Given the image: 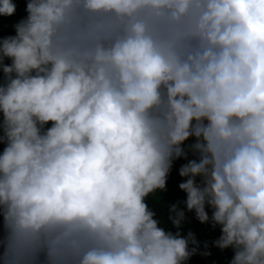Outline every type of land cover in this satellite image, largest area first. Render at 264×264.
I'll return each mask as SVG.
<instances>
[{"label": "clouds", "instance_id": "1", "mask_svg": "<svg viewBox=\"0 0 264 264\" xmlns=\"http://www.w3.org/2000/svg\"><path fill=\"white\" fill-rule=\"evenodd\" d=\"M24 13L0 35V264H264V0Z\"/></svg>", "mask_w": 264, "mask_h": 264}, {"label": "trees", "instance_id": "2", "mask_svg": "<svg viewBox=\"0 0 264 264\" xmlns=\"http://www.w3.org/2000/svg\"><path fill=\"white\" fill-rule=\"evenodd\" d=\"M15 2L18 5L17 13L14 16L11 17H0V35L13 33V29L11 28V25L18 20L21 16L25 15L24 13V3L25 0H15ZM0 148H2V145H0ZM180 162H177V166ZM181 178L178 176V174L175 171V168L173 170L172 176L169 179L168 182V191L163 194L164 200H175L177 197L182 198L185 194L178 189L177 182ZM150 203L155 204L156 202L152 199H150ZM157 206L158 214L163 215L166 219V209H163L161 211V206ZM189 216H192L191 213H188ZM168 226L170 227V222L168 223ZM188 227H191L197 234L198 238L203 239H209L215 238L217 235H219V229L217 228L215 231H211L209 229V226L200 224L198 221H196L194 218L191 220L190 224L185 225V230H187ZM213 255L212 257H209L207 259L201 258L200 256H193L191 258L190 264H210L211 260H216L217 264H225L226 258L231 256L230 250H225L224 253H221L218 249L213 248L212 249Z\"/></svg>", "mask_w": 264, "mask_h": 264}]
</instances>
